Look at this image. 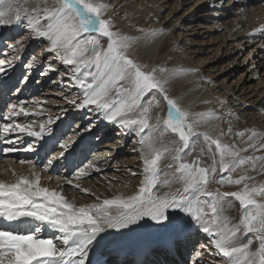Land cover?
<instances>
[{"label": "snow or ice", "instance_id": "1", "mask_svg": "<svg viewBox=\"0 0 264 264\" xmlns=\"http://www.w3.org/2000/svg\"><path fill=\"white\" fill-rule=\"evenodd\" d=\"M14 2L0 0V4L7 5V10H0V25L20 24L26 20L34 38L49 42L46 51L71 66L69 79L83 90L79 102L73 99L67 103L77 110L87 109L106 122L141 137L144 178L133 195H117L80 206L70 202L62 192L41 186V176L35 171L31 177L18 175L11 183L0 181V264L5 261L6 264H179L177 257L194 232L211 238L215 255L221 257L223 264H264V204L254 198L264 194V184L249 185L247 181L254 178L247 174L236 178L231 175L248 162L255 170L256 161L264 157H239L238 152L220 138L196 131L201 124L218 118L216 113L211 110L190 113L169 95L167 86L172 79L198 70L182 67L148 70L146 65L132 58L130 51L141 37L114 29L113 20L104 18L109 7L105 0H53L55 6L35 9L34 14L26 17L17 11L13 20L8 17ZM140 31L150 39L162 34V30L157 29ZM260 31L264 29L256 30ZM12 63L13 60H0V73ZM39 63L33 56L28 67ZM47 71L58 69L50 63ZM147 95L152 98L145 104L142 101ZM163 104L167 105L166 118L161 123V117L157 116L156 124H150L153 106ZM22 114L41 115L30 113L23 103L12 104L3 117L8 122L0 127V133L6 138L26 134L37 143L48 140L62 148L57 157L45 164V170L75 147L76 141L61 143L53 127L59 117L41 122L37 131L31 123L16 122ZM91 127L89 125L87 130ZM156 132L161 141L167 133L177 134L178 140L171 143L183 146L156 147ZM81 134L78 131V135ZM259 135L252 131L249 139ZM199 137H203L206 146V152L202 148L201 154L211 157L210 165H204L200 157L190 162L184 159L186 150H190ZM260 147L264 148V144ZM33 148L34 145H29L26 150ZM249 148L255 149L256 145L249 144ZM16 150L8 147L2 151ZM173 152L171 159L178 174L176 178L183 187L158 193L154 191L157 186L167 187L172 182L161 180L160 163ZM173 163L168 167H173ZM86 167L94 165L89 163ZM217 172L221 174L218 183L242 185L241 189L224 193L211 190L210 184ZM85 175L84 168L75 174L77 180ZM67 183L80 189L79 183L74 184L72 180ZM81 191L89 192L88 189ZM233 200L239 202L242 213L239 222L234 224L221 215L225 205L232 207ZM45 231L58 235L44 236ZM245 237H249L246 243L242 242ZM254 241L259 242L255 251L251 249Z\"/></svg>", "mask_w": 264, "mask_h": 264}, {"label": "bare ground", "instance_id": "2", "mask_svg": "<svg viewBox=\"0 0 264 264\" xmlns=\"http://www.w3.org/2000/svg\"><path fill=\"white\" fill-rule=\"evenodd\" d=\"M168 1L169 0H105L109 7L104 18H109L111 12H113V14L115 13L117 18H119L118 12L120 8H122L123 3L129 4L130 2H135L132 4V11L140 8L138 12L141 15L145 14L143 20L146 21L148 19L147 13L152 6L165 8ZM175 2L174 9L176 11L179 8H184V6L187 7H185L183 13L175 17L170 24L165 26L161 25V22L154 27L146 28L145 30H162V34L153 39L146 37L143 32H130L127 30L128 27L122 28L120 24L114 25V29L132 37H141V39L135 42L130 54L132 58L142 63V65L144 64L148 67L154 64L153 67H166L169 69L182 67L184 69L198 70L172 79L167 86L170 96L177 100L182 99L181 101L187 100L193 105V107L190 108L191 110H187L190 113L198 109L202 112L211 110L212 106H210L209 95L212 98L215 96L214 98H216V100H221V102L218 103V108L223 106L221 109L223 108L224 111L217 109L215 113L218 118L212 119L208 123L201 124L196 131L207 132L212 136L215 135L221 127L222 115L228 114L231 111V113L224 118L223 123L226 122V119L229 120L230 118L234 121L229 127L227 126L230 133L234 132V135L230 136L229 139L238 144L237 146H231L233 150L238 152L239 157H264V148L260 147L261 144H264V80H259L258 85L263 86V88L254 95L245 94L244 91L237 94L235 89L230 86H226L225 88L222 87L224 92L220 93V90L223 89L217 90V81H209V79L213 77L214 71H212V69L206 71L200 68L204 66L207 60L205 58H198L196 62H192L191 56L188 53L189 51H186L188 49L185 48L183 50L186 44H196L194 41L196 36H201L203 38V35L208 33L206 38H210V40L200 42V45H205L212 41L215 43L216 40L222 38L221 41L218 42L213 57L208 60V62H215V58H217L216 62L221 61L222 55L229 51L226 50L220 55L221 46L224 44L227 35L225 34L224 38L222 35L212 37L215 29L222 25V21H224L225 24H227L226 22L229 23V31L234 29L237 25L241 26L239 25L240 22H244L242 23L243 26L235 29V32L231 34V36L234 37L233 47H240V51H242L244 43L248 41L252 43V41H256V39L261 37L253 48L249 50L248 54H246L243 60V62H245L247 57L258 48V43H261L264 37V31L256 32L257 29H255L260 22L262 23L264 21V0H175ZM221 4L223 6H221ZM232 4H237L239 6H237V8H231ZM52 6H55L53 0H15L13 10L8 18L14 20L17 11L22 17H26L27 15L34 14L33 10L35 9L42 10L44 7ZM192 9L194 10L192 11ZM0 10H7V5L0 4ZM245 10L247 12H245ZM171 12L172 10L166 15V20H168L167 18L171 15ZM244 12L246 14H244ZM201 13L206 14L200 15ZM243 14L245 18L242 20ZM40 15H43L42 11ZM129 16H126V20H129L127 23L130 25L131 22H134L135 18H130ZM208 18H213L214 20L211 26L207 27L206 25L204 26V23L208 22L206 21ZM253 20H259V23L251 25L253 24ZM157 22L159 21L157 20ZM201 29H206V32H201ZM180 31L181 33H179ZM181 36H183V38L180 40ZM185 36L190 37L185 39ZM244 39L246 42H244ZM183 40L186 41L183 42ZM104 41L106 44L107 41ZM48 47L49 42L46 39L34 38V33L27 29L26 20L20 24L0 25V60H13L12 65L6 66V70L0 73V127L8 122L3 119L7 114V108L12 104L19 105L23 103V106L28 109L30 113H41V115L32 114L25 116L22 114L16 118L17 123H31L35 130L38 131L41 122L46 121L49 117L54 120H56V117H59L53 127L60 137L61 143L76 141L75 147L63 158L55 159L53 164L45 170V164H47L49 159L57 157L59 153L63 151L62 148L48 140L37 143L33 137L26 134L18 133L6 138L0 133V181L11 183L15 181L16 176L26 175L31 177L33 171H35L41 176V186L57 191L58 188L63 186L65 191L63 192L64 196L68 194L70 189H73L69 197L67 196L68 198L73 197V194L76 192L75 189H78L73 188V186L70 188L67 180L82 184L90 193L101 195L103 199L113 198L117 195L130 196L135 194L139 190L141 181L144 178V157L141 154V149L143 147L140 143L141 137L134 133L130 134L115 124L106 122L99 116L90 113L87 109L77 110L71 104L67 103V101L73 99L79 102L82 98L83 90L76 86L73 80L69 79V76L72 74L71 66L64 65L55 54L47 52L46 49ZM259 48L257 51L258 53L256 54L255 52V55L251 58L252 61L248 63V65H253L255 62L257 63L256 68L251 71L253 77L258 74L259 69L264 67V40ZM195 51L203 52L200 48ZM33 56L37 57L40 63L29 68L28 64ZM50 63L54 65L58 71H47V65ZM152 68H150V70ZM91 70L93 72L96 71L95 68ZM88 79L91 80V77ZM232 92L234 96L230 99H225V96ZM152 95L156 94L153 93ZM236 95L238 96L234 98ZM151 98V95H147L143 98L142 102L147 104ZM157 99H159L158 95ZM241 100L246 104L244 109L239 106L241 105V103H239ZM234 102L236 103L232 105ZM248 104L249 107L247 106ZM254 108L257 110L252 113V118L254 119V116H257L256 119L260 120L256 126L255 122L253 120L251 121L252 118L249 119L247 117L249 121H246V113H250L248 110H253ZM84 111L89 114L88 117H80V114ZM211 111H213V109ZM157 116L161 117L162 123L163 118L167 116L166 104H163L162 107L153 106L150 112L149 123L156 124ZM83 123L86 124L83 125ZM89 125L92 126L90 131L87 130ZM242 130H244V135L241 136L239 133L243 132ZM78 131H81L82 134L78 135ZM145 131L147 132V130ZM252 131H257L261 135L250 140L249 137L252 135ZM175 135L177 134L167 133L163 141H161L159 132L154 133L156 147H182V144L174 145L171 143ZM111 137H113V139H110ZM220 139L223 140L222 138ZM9 141H14V143H9ZM253 143L256 145V148H249V144ZM29 145H34L32 151L26 150ZM8 147L17 150L11 153L2 151ZM202 148H204L206 152L203 137H199L195 140L190 150H186L184 159L190 162L200 157L204 165H210L212 162L211 157L207 154L202 155ZM144 152H147L146 147H144ZM70 153L72 164H70L71 168L69 169V173L65 174L66 169L62 166V161ZM172 155H175V153L167 154L160 163V168L162 169L160 174L161 180L168 179L172 182L167 187L157 186L154 191L158 193L175 191L183 187L182 182L176 178L178 174H176L175 164L171 159ZM122 156H124V158H122ZM79 159H81V163H78ZM21 161L25 163H21ZM122 161H125L128 167H132L129 170V176L126 177L128 178L127 181L119 183V181H114L110 178V180H108V173L104 170L117 169L116 167L123 163ZM89 163L94 165V167H86ZM170 163H173V167L171 168L168 167ZM33 165L35 166L34 168ZM121 166L124 165L121 164ZM81 168L85 169L87 175L77 180L75 174ZM63 169L64 172L62 173ZM117 171L120 172V170ZM103 173L107 177L104 176ZM133 173H135V175H133ZM262 173H264V160H257L255 170L252 169L251 162H248L231 173V175L236 178L240 175L247 174L253 178H257V181L255 180L257 183L263 184L264 176H260ZM120 174H113L111 178H120L121 181L122 178L120 176L122 175ZM220 175L221 174L217 172L216 176L212 179L210 184L211 190L218 189L221 193H224L241 189L242 185L218 183L217 180ZM69 177H71V179ZM250 181L251 180L247 181V183ZM102 184L109 185L110 187ZM250 184H252V182L249 183V185ZM81 192L82 191H79V194L76 193V204L79 206L99 203L103 200L90 198L88 196L90 193L82 192V194H80ZM254 198L258 203L264 204V194H259V196L255 195ZM241 214L239 202L234 200L232 207L229 208L225 205L224 211L221 213L222 216L228 217L233 224L239 222ZM5 227H7V225H5ZM43 235L53 236L58 235V233L45 231ZM251 235L252 234H250V236ZM248 238L249 237H245L242 242L246 243ZM210 241L211 238L206 234L194 232L189 242L182 250V252L186 253L185 262L188 261V264H223L221 257L215 255L216 250ZM258 246L259 242L254 241L251 245V249L255 251ZM190 248L192 251H189ZM190 256H192L191 259L189 258ZM177 260L179 264H185L184 261L182 262L180 255L177 257Z\"/></svg>", "mask_w": 264, "mask_h": 264}, {"label": "rangeland", "instance_id": "3", "mask_svg": "<svg viewBox=\"0 0 264 264\" xmlns=\"http://www.w3.org/2000/svg\"><path fill=\"white\" fill-rule=\"evenodd\" d=\"M227 1H230V0H227ZM134 3L135 2H130L129 4L128 3H125V4L123 3L122 8H120V11L118 12L119 13L118 14L119 15V18H117V16H116L115 13L113 14V12H111L110 15H112V16L109 15V17L114 21V25H116V24L119 25L120 24V26L122 28L128 27L127 30L130 31V32H134V31L135 32H138V31L141 32L140 31L141 29H146L148 27H154L157 24H160L161 22H162L161 25H165L166 26L167 24H170L175 17L181 15L183 13V11H184V8L187 7V6H184V8H179L176 11L174 9V6L176 4L175 0H169L166 3L167 4L166 5L167 7L165 6V8L162 7V6H161L162 8H157L155 6H152L151 9L147 13L148 19L146 21H144L143 20V17L145 16V14L144 15H141L138 12L140 8H137L136 10L132 11V4H134ZM237 6H239V5L232 4L231 8H233V7L234 8H237ZM194 9H192V11ZM171 10H172L171 15L167 18L168 20H166L165 17L169 13V11H171ZM245 12H247V11L245 10ZM245 12H244V14H246ZM129 14H130V16H129ZM202 14H206V13H201L200 15H202ZM244 14L242 16L243 17L242 20L245 18ZM127 15L130 18H135L134 22H131L130 25H129V23H127L129 20H126L127 19L126 18ZM257 19H259V18H257ZM157 20L159 22H157ZM213 20H214L213 18L206 19V21H208V22L204 23V26L205 25L207 27L208 26H211ZM221 23H222V25L220 27H218V28L215 29L214 34L212 35V37L213 36L216 37L218 35H222V37L224 38V35L226 34L227 35V38H225V42L221 46L220 55H221L222 52H224L226 50L231 51V52L228 51L227 53H224L222 55V60L221 61L216 62L217 61V58H215L214 59L215 62H208V60H210L213 57V55H214V53L216 51L215 49H216V47L218 45V42L221 41L222 38H219L218 40H216L215 43L212 41V42H209V43H207L205 45H200V42L210 40V38L209 39L206 38L208 36V33H205L206 32V29H201L202 30L201 32L205 33L203 35V38L201 36L200 37L199 36L198 37L197 36L196 37L194 36L195 37L194 41H195L196 44H192V43L186 44L184 46L183 50L185 48L188 49L186 51H189L188 53L191 56V61L192 62H196L198 58H203V59L205 58L207 60V61H205L204 66H201L200 68H203L202 70H206V71H210L211 69H212V71H214V75H213V77L211 79H209V81H217L216 82V88H217V90L221 89L222 87L225 88L226 86H230L231 88L235 89V92H237V94H240V93H242V91H244L245 94H252V95H254L256 92H259L263 88V86L258 85V82L261 79L264 80V67L262 69H259L258 74L253 77V75H251V73H252L251 71H252V69L256 68V64L257 63L255 62L253 65H250V64L248 65V63H249V61H252L251 58L255 55V52H256V54L258 53L257 52L258 51V48L262 45L263 40H264V37L262 38L261 43H258V48H256L252 52V54H250L247 57L246 61L243 62L246 54H248L249 50H251L253 48V46L256 44V42L258 41V39H261V37H259L258 39H256V41L255 40L252 41V43H249V41L247 43H244V48L242 49V51H240V47H238V48L233 47L234 37L231 36V34L233 32H235V29L243 26L242 23H244V22H240L239 25H241V26H238L237 25L231 31H229L230 26L228 25L229 24L228 22H226L227 24H225L224 21H222ZM258 23H259V20H253V24H251V25H255V24H258ZM215 25H217V24H215ZM263 25H264V21L262 23L260 22L259 25H258V27L255 28V29H262V28L264 29V26ZM179 33H181V31ZM188 37H190V36H185V39H187ZM182 38H183V36H181L180 40ZM184 41H186V40H183V42ZM244 42H246L245 39H244ZM103 43L105 44V41H103ZM105 46H106V44H105ZM198 48L202 49L203 52H200V51L199 52H196L195 50L198 49ZM257 59H258V57H257ZM263 64H264V61H263ZM205 65H207V66H205ZM153 66H154V64H151V65H149L147 67V69L150 70V68H152ZM223 92H224V89L223 90H220V93H223ZM233 96L234 95H233V92H232L231 94L226 95L225 96V99L226 98L230 99ZM237 96L238 95H236L234 98H236ZM208 97H209V101H210V106H212L211 110L213 109V112H216L217 109H221V107H223V106H221V107L218 108V106H219L218 103L221 102V100L220 101L219 100H216V98H214L215 96H213V98H212L209 95ZM211 99H213V100H211ZM181 100L182 99L178 100L180 107L182 109H184V110H191L190 108L193 107V105H191L189 103V101H187V100H185V101H181ZM235 103L236 102H234L232 105H234ZM239 103H241V105H239V106L242 109H244L245 108V105H246V104H244V101L241 100ZM247 106L249 107V104ZM221 110L224 111L223 108ZM256 110L257 109H255V108L253 110H248V112L250 111V113H246V118L247 117L249 119L252 118V113L253 112H256ZM200 112H202V111L199 110V109L198 110H195V111H191V113H200ZM230 113H231V111H230ZM230 113H228V114H230ZM228 114L226 113V114H223L222 115V121H221L222 124H221V127L219 128L218 132L215 135H213V136L211 135V136L213 138H222L223 139L222 142L228 144L229 146H237L238 145L237 143H234L233 140H230L229 139L230 136L234 135L233 134L234 132H231L230 133L229 128H227V126L229 127L231 124H233L234 121L232 120V118H230L229 120L226 119V122L223 123L224 122V118L227 117ZM248 118H247L246 121H249ZM256 118H257V116L256 117L254 116V119L253 118L251 119V121L253 120L255 122V126H256V124L258 125V123H259L258 121H260L259 119L257 120ZM242 131L244 133V130H242ZM110 139H113V137H111ZM175 140H178V135H175L173 137V140H171V141H175ZM108 142H110V141H108ZM96 143H97V141H96ZM177 144H179V143H177ZM100 151H98V152H100ZM122 158H124V156H122ZM78 163H81V161L78 162ZM121 164H123L124 166H121ZM121 164L118 167H116L117 169L104 170L105 172L108 173V175H107L108 176V180L111 179V180H114V181H119V183L120 182H126L127 181L128 178H126V177L129 176V170L132 167L131 166L128 167V164L125 161L123 163H121ZM62 166L64 167V169H66V163L65 162L62 163ZM64 169L62 170V173L64 172ZM117 170H120L121 174ZM118 173L120 175H122V176H120L122 178L121 181H120V178H116V179L111 178L113 174H118ZM65 174H68V172H65ZM103 175H104V173H103ZM104 176H106V175H104ZM260 176L263 177L264 176V173H262ZM69 178L71 179V177H69ZM255 180L257 181V178L252 179L249 182V183L252 182V184H250V185H254L256 187H260V185H262V184L257 183ZM74 184H75V182H74ZM102 185H105V184H102ZM81 186H82V184H80V187ZM105 186L110 187L109 185H105ZM69 187L72 188L71 185H69ZM82 187H84V186H82ZM82 187L80 189H78V190L75 189L76 192L73 194V197L68 198L69 197V194L72 193V190H73V189L72 190L70 189L68 191V194H66L65 197L69 201H71V202H73V203L76 204L77 203L76 195L79 194V191H81V189H86V187H84V188H82ZM73 188H75V187L73 186ZM58 191H60V192H62V194H64L63 193V192H65L64 191V187L62 186L61 188H58ZM83 193H85V192H83ZM88 193H90V192H88ZM80 194H82V192ZM257 195L259 196V194H257ZM88 196L90 198H96L97 199V197H99L100 199H103L101 197V195H95V194H92V193H90ZM76 205L79 206L78 204H76ZM189 251H192L191 248H190ZM189 258L191 259L192 256H190ZM189 258H188V260H189ZM187 263H188V261H186V264Z\"/></svg>", "mask_w": 264, "mask_h": 264}]
</instances>
